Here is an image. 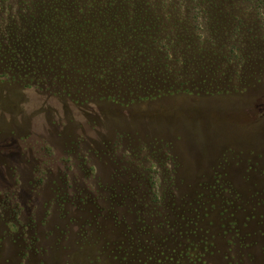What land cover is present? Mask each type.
<instances>
[{
  "label": "rangeland",
  "instance_id": "374dc122",
  "mask_svg": "<svg viewBox=\"0 0 264 264\" xmlns=\"http://www.w3.org/2000/svg\"><path fill=\"white\" fill-rule=\"evenodd\" d=\"M0 264H264V0H0Z\"/></svg>",
  "mask_w": 264,
  "mask_h": 264
}]
</instances>
